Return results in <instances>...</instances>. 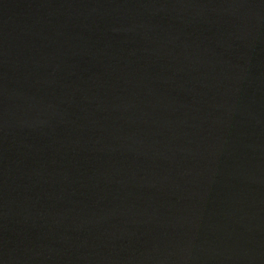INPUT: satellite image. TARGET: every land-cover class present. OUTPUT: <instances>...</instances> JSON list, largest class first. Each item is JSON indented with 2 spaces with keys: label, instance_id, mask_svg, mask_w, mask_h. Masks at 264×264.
I'll use <instances>...</instances> for the list:
<instances>
[{
  "label": "water",
  "instance_id": "water-1",
  "mask_svg": "<svg viewBox=\"0 0 264 264\" xmlns=\"http://www.w3.org/2000/svg\"><path fill=\"white\" fill-rule=\"evenodd\" d=\"M0 264H264V0H0Z\"/></svg>",
  "mask_w": 264,
  "mask_h": 264
}]
</instances>
